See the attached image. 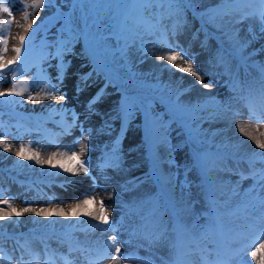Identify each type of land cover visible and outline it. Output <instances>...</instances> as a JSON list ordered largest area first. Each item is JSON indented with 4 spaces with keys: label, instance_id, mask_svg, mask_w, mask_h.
<instances>
[{
    "label": "snow or ice",
    "instance_id": "obj_1",
    "mask_svg": "<svg viewBox=\"0 0 264 264\" xmlns=\"http://www.w3.org/2000/svg\"><path fill=\"white\" fill-rule=\"evenodd\" d=\"M14 2L21 3L22 0H0V13L8 17L0 23V29L13 24L16 15ZM247 2L249 0H220L218 4L209 5L200 11L202 0H59V4L56 0H31L30 3H23L22 9L16 10L21 11L22 19L28 22L33 15L28 9L44 10L46 7H56L49 23L60 21L61 24L51 41L45 34L39 44L36 43L38 30L33 31L31 22L26 27L19 25L24 28L25 33L31 32V35L18 36L20 47L12 49L16 53L14 59L5 60L0 57V79L10 77L11 85L7 91H0V98L21 97L27 101L37 100L38 97L26 87L17 86L18 74L37 67V87L56 101H66V93L61 94L60 87L64 83L65 65L70 64V61H64L63 57L72 53L75 45L82 42L83 48L79 56L87 60V64H82L81 67L91 65V71L77 76V95L93 90L98 79L103 78L104 81L101 87L91 92L84 119L100 115L104 118L103 127L109 130L119 120L121 132L125 131V125L139 119L143 131L140 147L146 150L150 168L145 174L126 181L121 186V193L140 190V194L132 201H122L119 205L122 219L118 222L111 221L109 206L105 205L103 199L99 200L98 208H90L97 204L95 190L98 185L96 177L91 174L90 161L81 159V155L89 151L86 140L92 129L84 128L79 114L72 112L69 115L67 109L46 106L49 116L37 117L35 129L26 130L40 131V119H50L64 113L63 132L70 134L71 129L78 128L82 134L79 152L71 150V154L65 152L62 159L58 160L53 155L42 160L39 151H32L21 143L15 156L23 161L50 165L53 169H60L62 173L77 174L82 169L84 175L89 176L93 182L92 191L81 197L79 202L69 204L68 211L60 206L63 202L55 207L25 206L17 209L10 199H0V205H3L0 206V222L9 221L13 228L19 227L21 223L13 218L22 217L26 213H34L36 217L48 220L47 224L36 221V226L27 235L9 233V225L0 223V241H13L8 250L0 245V264H40L39 254L32 250L30 241L37 238L35 233L41 229L47 230L44 236L39 237L44 244L43 254L48 258L45 264H54L57 256L47 245V239L54 235L60 238L62 244L68 246V255L59 256L64 264H73L69 259L72 253L83 255L88 264H152L151 260L139 257L135 252L121 255V245L134 239L147 241L149 248L167 249V258L160 257L161 264H192L182 258L185 249L189 252L208 251V245L215 244L213 236L229 232L233 233L231 243L238 247L230 255L215 261L202 257L204 264H245V254L250 255L256 264H264V211L259 216L252 217L251 222L246 223L245 230L234 231L229 227L233 218L247 220L246 210L254 202L264 209V140L258 139L247 130L249 124H239V133L254 141L261 150L259 153L252 151L247 154L241 151V144L228 137L222 129L211 127L218 122L228 126L240 114L235 107L237 104L247 109L249 121L258 125L264 124V63L253 59L255 55L264 52V48L247 52L257 34L264 38V0H256L259 7L242 12L236 18L240 9L234 5ZM65 6L68 11H61ZM188 11L201 20V28L193 33V39H199V33L204 32V39L200 41L201 48L208 50L207 42L210 38L217 41V49L211 54L210 65L214 69H222L218 75L226 74L229 77L228 83L233 93L223 102L211 96L193 99L186 89L174 88L170 84H149L131 71L130 49L136 46L137 51L146 54L145 37H155L154 41L148 42L160 45L170 37H177L187 26L185 14ZM246 20L255 21L258 27L254 30L250 25V39L242 40L237 25ZM167 21L170 23H166ZM208 26L215 31L209 32ZM0 44H3V52L7 53L8 40L0 36ZM167 46L180 50L159 56V60L167 61V65L175 71L194 77L193 83L204 89L213 88L212 82L204 83L203 76L194 66L193 57L178 42ZM37 49L38 62L33 64L31 57ZM49 49L54 51L50 52ZM51 59L59 61L56 65V83H52L51 78L45 79L46 71L39 68L40 62ZM16 65L18 66L11 67ZM250 71L259 74L262 84L259 103L253 97L247 79ZM28 83L27 80L20 81L23 85ZM109 87L119 94V99L108 112H98L97 105L103 102ZM5 103L22 106L23 99L0 100V105ZM24 119L31 120L32 117ZM205 123L209 125L208 128L203 127ZM173 133L178 138L175 145L171 143ZM261 135L264 136V133ZM0 145L4 152L13 151L12 145L4 139H0ZM185 148L188 149V163L181 169L174 159V153ZM122 163L121 149L114 143L111 152L106 154L98 168L101 171L107 168L122 170ZM242 164H247L246 172L241 167ZM192 172L198 174L197 189L205 209L201 213L193 211L191 182L188 180ZM226 173L236 174L240 179L233 183L224 178ZM249 178L254 181L253 184L247 190L241 191L240 182ZM52 203L51 199L47 201L48 205ZM80 215L90 217L98 223L81 222ZM53 217L57 219H52ZM72 217L76 218V223L63 222ZM101 225L105 227L101 228ZM89 229H98L101 233L111 235L105 240L92 242L80 241L74 235ZM122 234H127L128 239H120ZM94 250L97 254L92 256ZM215 251L213 248L212 252ZM26 256L30 259L26 260Z\"/></svg>",
    "mask_w": 264,
    "mask_h": 264
},
{
    "label": "rangeland",
    "instance_id": "obj_2",
    "mask_svg": "<svg viewBox=\"0 0 264 264\" xmlns=\"http://www.w3.org/2000/svg\"><path fill=\"white\" fill-rule=\"evenodd\" d=\"M213 1H219L220 2V0H202V7L199 10L203 11L207 6H209V5H213L214 6V5L219 3L218 2L216 4H209L210 2H213ZM30 2H31V0H22L21 3H15L14 2L13 7H14V11L16 12V15L14 17L13 24L10 27H6V28H3V29H0V36H3V38H6L8 40V49H9V51L7 53H4V52L0 53V57H3L5 60L14 59L15 56H16V53L12 49L15 48V47H20L18 36L23 34V33L21 34V32L23 30L22 29L23 27H20L19 25L15 26V23L17 21L21 22V23L22 22H26V21H24L22 19V12L21 11H16V10L22 9V4L23 3H30ZM56 3L59 4V0H56ZM258 6L259 5L256 2V0H249V2H247V3H241L239 5H234V7H237V8L240 9V12L236 13V18H238L239 15L242 12L251 11L252 8L258 7ZM28 11L33 13V15L30 16V21H28V22L32 23L33 31H37L38 30V35L36 36V43L39 44L40 40L45 36V34L47 35L48 39L51 41L53 39V37L55 36V34H56L57 28H59L60 24H61L60 21H55L52 24L49 23L50 19L52 18V16L56 12V7H51V8L46 7L44 10L28 9ZM61 11L67 12L68 8L66 6L62 7ZM189 14L190 13H188V12H186V14H185L186 21H187V26L183 30V32L180 35H178L177 37H170L169 40L164 42L163 45L159 44V46L161 48H163V49L166 48V50L169 51L165 55L170 54V52L173 51V50H176V51L180 50L179 48L170 49L169 47L166 46L168 44H171L173 42H178V44L180 45L181 48H185L187 42L190 43V39H191V41H195L190 36L192 35V32L194 33V28L195 27H201V22H198L200 20L199 17H194L193 14L192 15H189ZM196 18H199V19L196 20ZM6 19H8V17ZM189 20H191L192 23H190ZM28 22H26V24ZM166 23H170V21H167ZM250 25L255 30L256 22L253 21V20H246V21L240 23L239 25H237V27L240 29L239 37L242 40L250 39V37L248 36V28H249ZM207 29H209L210 32H214L215 31V29H213L211 26H208ZM23 35L30 36L31 32L25 33ZM203 35H204V32H200L199 33V39H197L192 44L193 47H186V48H187V51H188L190 56L195 58V55H196V58H195L194 61H196V62L198 61L199 62L200 73L203 76L204 83H209V82H212V80H213V79L210 80L211 78L209 76H207L209 73H211V70H210V67H211V65H210V56L207 57L208 59L206 61H204L205 64H206V68H203L201 66V64H200V61H201L200 56H201V54L209 55L207 52H204V49H202L201 46H200L201 36H203ZM155 39H156L155 37H145L146 43L144 45V48L146 49V54L143 53V52L137 51V47L136 46H133L130 49V52H129V64L131 66V71L136 73L138 75V78L140 80L146 82V83L158 84V85L159 84H162V85H169L170 84L174 88H180L177 84L174 85L173 83H170L169 80L162 79L160 76L158 77L156 69H150V68H153V67H149L148 66V62H149L151 54H152L151 53V49L152 50H156V48H154V47H155V45H158V44H154V43H151V42H148V41H154ZM260 39L261 38H257V41L260 40ZM26 44H27V41H26ZM153 44H154V46H153ZM78 45L80 47V50L82 51V48H83L82 42L77 43L75 46L78 47ZM254 45L255 44L251 43L250 47L247 50L248 51L252 50ZM1 46L3 48V44H1ZM74 49H76V48H74ZM36 51H34V53H37ZM73 53L74 52L69 54L70 55V60L71 59H75L76 61H79L80 57L78 58L76 56H72ZM21 55L23 57L24 53L22 52ZM67 60L68 59H65V61H67ZM19 63L20 62H18V65H19ZM81 63H83V62H81ZM18 65L11 66V67H17ZM39 65H44V63L40 62ZM23 74H24V72H22V73L17 75V85H19V80L21 79ZM9 80H10V77L8 79H0V81L5 83L7 86H11L10 83H9ZM103 83H104L103 78H100V82H99L98 85L99 86L101 84L103 85ZM217 90L219 92V95L222 96V94H223L222 91L219 90V89H217ZM73 93L76 96H71L70 97L72 99V101H68L66 99L67 102L68 103L73 102L74 105H77L76 108L80 112V115H82V114L85 115V110H86V105H87L88 99L86 97H81L79 95L77 96L76 89H74ZM118 99H119V94L116 93L115 90L112 87H109L107 89V93L105 94V98H104L103 102L97 105L98 112H101V113L108 112L112 107L115 106L116 101ZM0 100L12 101V99L10 97H3V98H0ZM73 104H70L69 107H71V105H73ZM78 104H80V106ZM29 116L32 117L31 120L24 119V118L29 117ZM37 117H45L46 118L48 116H44L41 113H37L36 114V113H31L29 111H23L20 108H18L16 105H10L8 103L0 105V120L4 119V120H8V121H13L14 124H15V127H17L19 125L18 127L20 128V130L24 131L23 135H24V137L26 139H29V140L35 139L36 140L35 143L39 144L37 146V149L33 146V150L34 149L38 150L42 146L43 148L45 147L46 150L48 151V153L50 154L55 149H57L59 147L58 144L57 145H53V144H51V142H53V140H54L52 135H56L58 128H62V127H59V126L62 125L63 116H62V118L56 116L57 123L56 122L53 123L51 118L50 119H44V118L40 119L39 120L40 131H35V130L29 131V130H26V129H35V127L37 125V119H36ZM118 121L119 120H117V123H118ZM134 121H136V120H134ZM85 122L86 123L84 125L89 127V128H92V130L97 128V127L103 129V136H101L98 139V145H102L105 139H107V138L109 139L111 134L110 135L107 134L109 132V129H106V128L103 127L104 118H102L100 115H93L88 120H85ZM203 127L208 128L209 125L207 123H205L203 125ZM68 136H69L68 140L70 141V136L71 135H68ZM91 137H93L92 134H90L88 136V138H91ZM139 138H140V140H139L140 142L136 146H140L142 144L143 131H141V133L139 135ZM262 138L264 139V136H262ZM74 140L77 141L78 138H74ZM122 145L124 147H126V149L124 150L125 151V156H124V159H123L122 170H114V169L112 170L111 168L104 169L106 172H111L112 171L111 178L109 179L110 180L109 184H111V186H112L111 190L113 188L114 178H118V180L114 182L116 187H118L120 185V183H121V185H123L125 183V177H127V175H129V173H131L133 170L136 169V167H133L134 165L141 166V164H143V162H146V163L149 164V162H148V160L146 158V152L143 153V155H144L143 156V161H141L140 163H139L138 160H133L132 159L133 155L130 152L132 150L133 146H134L132 142H130L129 140L125 139ZM241 151L243 153H251L252 152V151H248L247 152L244 149H241ZM253 151L259 153L261 150L259 148H256ZM139 155L141 157V154H139ZM99 171H101V170L99 169ZM0 173H2L4 175H7L9 177H12L13 179H15V180H17L19 182L20 181H25V184H22V185H28V186H33L34 184L40 182V180H46V179H50V177H52V175L48 174L44 170V167H42L40 165H34V164L28 165L25 162L23 163L22 161H19V159H16L14 162L8 163V165H6V168H0ZM48 176H50V177H48ZM17 178H20V179H17ZM130 178L131 177H129V179ZM83 180H84L83 182L77 184V185H79L80 189L77 188L78 186L74 187V185L67 187L65 190L61 189V187L53 188L50 185H49V187H46V186L42 185V187H46L47 189H51L49 191H50V193L52 195L55 194L56 196L57 195L58 196L59 195L62 196V199H59L60 201L58 200L57 203L53 202L51 205H53V204L57 205L60 202H63L62 204L75 203V202H79L80 198L83 197L87 193V189H89L90 186H91V182H89V179L87 180V178H86V179H83ZM41 183H45V182H41ZM6 184H7L6 182L2 183V180H0V186L1 187L6 185ZM12 185H14V184H12ZM18 186H20V185H18ZM18 186L15 185V188L13 187V188L10 189V191H12L14 193V195H13L14 198H11L8 195L10 193L5 191L4 193H1L3 195L0 196V199H10V201L13 204V206L15 207V205H17V203L20 202V200L25 196L24 194L17 196V192L23 193L25 191V189L21 190L20 188H18ZM16 190H18V191L16 192ZM51 194H49V195H51ZM139 194H140V190H133V191H128V193H124V195H123V193H121V189L117 193V195L120 196V197L124 196V197H129V198H131V197L135 198ZM67 195H69L68 199H66ZM34 197H36V195H34ZM42 200H45V201H43V203H41L42 201L38 200L39 203H37V204L38 205H44L45 207L51 206V205L47 204L45 196H44V198ZM192 200L194 202L193 197H192ZM94 223H96V221ZM32 225L34 227L36 226L34 223ZM26 226L27 225L24 224L22 226L21 230H16L17 228H13V227H10L8 229H9V232H11V233H13V232H15V233L21 232V233H24V234L27 235V234H29L30 230L33 229L34 227H26ZM46 231L47 230L41 229L40 231L35 233V237H37V238H33L30 241L32 250H35L37 252L40 251L41 239L39 237L44 236ZM52 237H54V236H50L47 239V240H53L52 242L47 241V245H48V247L52 246V248H51L52 250H54L56 252H59L60 245L57 242H54L55 239H53ZM54 238H59V237L56 236ZM96 238H97V236L93 235L92 233H89L88 231L83 232L81 234V239L82 240L90 241V240H94ZM2 242L4 244H6L5 245L6 246L5 249L10 248V246L13 244V241L9 240V239L8 240H2ZM61 253H62V251H61ZM58 264H60V263H58Z\"/></svg>",
    "mask_w": 264,
    "mask_h": 264
},
{
    "label": "bare ground",
    "instance_id": "obj_3",
    "mask_svg": "<svg viewBox=\"0 0 264 264\" xmlns=\"http://www.w3.org/2000/svg\"><path fill=\"white\" fill-rule=\"evenodd\" d=\"M218 2L219 1H213V2H210L209 4H216ZM6 18H7L6 14L0 13V23H2V21L4 19H6ZM21 24L24 25L25 27L27 26L26 22H22L21 23V22H18V21L15 23V26L16 25L18 26V25H21ZM257 27H258V25L256 24L255 29ZM22 29L23 30H22L21 34L22 33L25 34L24 28H22ZM257 38H261L259 36V34H257L256 39L252 42V44H255L253 46L252 50L253 49L264 48V38H261L258 41H257ZM194 42L195 41H191V40H190V43L187 42V44H186L185 48H183V50H186V47H193L192 44ZM211 45L213 47L212 43H211ZM153 46H154V44H153ZM216 46L217 45L215 44L214 48ZM74 48H76V49H73L74 53L72 54V56H76V57L79 58L80 57L79 56V53H80L79 45H78V47L75 46ZM154 48H156V50H152L151 49V53L152 54H151L150 60L148 62V66L149 67H153V68H150V69H156L158 77L160 76L162 79L169 80L170 83H173L174 85L177 84L180 88L188 90L190 92L191 98H193V99H204L206 97L211 96V97H215L217 100L223 102V101L227 100L231 95H233V93L231 92L230 85H226V86L225 85H223V86L213 85V88L209 90V89H204L202 86L193 83L194 80H195L194 77H192V76H190L188 74H184V73L175 71L170 65H167V61H161V60L158 59L159 56L165 55L167 52H169L168 50H166V48H164V49L161 48L159 46V44L155 45ZM252 50H250V51L247 50V52H251ZM49 51L50 52L54 51V49H49ZM2 52H3V48H2V46L0 44V53H2ZM36 52L37 53L33 52V55L31 57V62L33 64H36L38 62V50ZM208 54L209 55L201 54V56H200V59H201L200 64H201V66L203 68H206V64H205L204 61H206L208 59L207 57L210 56V58H211V54L212 53L210 52ZM63 58H67L68 59L67 61H70V64H66L65 65L66 74L64 76V83L60 87V93L63 94L62 92H67V96L69 97V98L67 97V100L68 101H72V99L70 97L71 96H76L73 93V91L75 89L77 76L79 74L86 73L87 71H89V66L81 67V65H82L81 62L85 61V59H82L81 57H80L79 61H76L75 59H71L70 60V55L69 54H66ZM253 59L258 61V62H260V63H264V52L260 53L259 55H255L253 57ZM51 60L43 62L44 65H39V68L44 69L46 71L47 75L44 77L45 79L51 78L52 83H56L55 77L57 76V72H58V69H57L56 65L59 63V61L56 60V59H51ZM49 64H51L52 66L49 67L48 66ZM37 76H38V68L37 67H31V69L29 71L24 72L23 76L19 80V85H17V86L21 87V88L26 87L33 95H36L38 97V99L35 100V101H27L26 98L10 97L12 99V101H19V100L23 99V105L21 106V105L17 104L16 106L18 108H20L21 110H23V111H29L31 113H36V114L37 113H41L44 116H49V113H48V111L46 109V106H55V108H57V109L64 108V109L69 110L68 107L73 102L68 103L67 100L66 101H56L51 96L45 95V93L43 91H41V88L37 87V84L35 82ZM23 80H27V81H29V83L26 84V85L20 84V81H23ZM99 82H100V79L97 80L96 85H94V89L99 86L98 85ZM9 87L10 86H7L5 83L0 81V91H7L9 89ZM216 88L222 91V93H223L222 96L219 95V92H218V90ZM93 90H89V92L82 93L79 96L87 97L88 95L91 94V92ZM26 95H27V93H26ZM235 107L237 109H239V111L241 113L242 109H240V105L237 104V105H235ZM69 113H70V110H69ZM61 114H64V113H61ZM241 117L242 118H240L239 116H236L233 120H231V122H230V124L228 126H225V124L223 122H218V123L212 124L211 127L213 129H222L226 133V135L228 137L232 138V140H234L235 142H238V143L241 144V149H244L247 152L248 151H253L254 149H256L258 147L255 145L254 141L250 140L248 137H245V136H243L242 134L239 133L238 125L242 124V123L243 124H249L250 127L247 130L252 135H255L258 139H261V140H264L262 138V135H261V133H264V130H262L260 128V125H256L255 126V125L247 122L246 119L243 116H241ZM137 127H138L137 124H134V125H132L130 127V129H128L127 140L132 142L133 145H134L132 150L130 151L132 153V155H133L132 159L133 160H138L139 163H140L141 161H143V156H144L143 153L146 152V150L143 147L136 146L140 142L139 141L140 138H139V133H138ZM86 129H88V128H86ZM91 134L94 137V139L98 140L101 136H103V129L97 127V128H95V129H93L91 131ZM55 137H56V139H58L59 135H56ZM60 138H61V136H60ZM68 138L69 137L64 138L62 143H61V145L57 149H55L52 153H50V154L48 153L46 148L45 147L43 148L42 146L38 150H35V149L33 150V146L37 149V146L39 145L38 143H35L36 142L35 139H31L32 141L29 140V139H26L24 137V135H23V132L15 127V124H14L13 121H8V120H4V119L0 120V139H4L6 141V143L11 144L12 147H13V151L12 152H4L3 151V146L0 145V166L6 167V165H8V163L14 162L16 159H19L18 157L15 156V151H17L19 149V146H20L21 143H23L27 148H30V150H32V151H39L40 154H41V159L42 160H46L49 156H53V155H55L58 160L62 159L63 158V154L65 152H67L68 154H71V150H75V151L79 152L80 142L75 143L73 136L70 137V141L68 140ZM29 141H31L32 143L29 144ZM86 143L88 145V148L90 149L89 141L86 140ZM100 151H102V149H100ZM139 154H141V157H140ZM247 154H250V153H247ZM84 155L88 156L89 155V151L84 153L81 156H84ZM176 155L177 156L175 157V159H178L179 161L187 158V154L182 152V151L178 152ZM86 158H87L86 160L90 161V159L92 157L89 155ZM19 161H22L23 163L25 162L28 165H31V164L39 165V164H36L34 161L29 162V161H23L21 159H19ZM90 164H91V161H90ZM148 165L149 164H147L146 162H143V164H141L140 168H142L143 166H145V168L141 169V172H144L143 170H146L147 168H150V166H148ZM40 166L44 167V170L48 174L52 175V177L48 176V177H50L51 180L50 179H46V180H50L49 183H48L50 185H53V184H51L52 182H57V184L60 185V186L64 185V186L68 187V186H72L73 184H75V180H78L79 178H83V177L86 178V175H84L82 169L79 170V172L77 174H69V173H62L61 170L58 169V168L53 169L50 165H47V164L40 165ZM166 170H167V168H166ZM136 173H138V168L133 170L130 173V175H134ZM144 173H146V172H144ZM181 179H183V178L181 177ZM0 180H2V183L6 182L4 179L1 178V173H0ZM7 181H8V179H7ZM194 184H196V183H194ZM91 185H92V183H91ZM243 185H245V183H243ZM77 186L78 185H76L75 187H77ZM13 187H15V186H13ZM33 187H36L38 190L41 189L39 191V193L47 192V194H51L49 190L45 189L46 187H44V188L40 187V189L37 186H33ZM77 188L80 189L79 186ZM10 189H11L10 185H4L2 187L0 186V196L3 195L1 193H4L5 191H7L8 193L13 194V192L10 191ZM24 189H25V193H23V194L25 196L20 200V202L17 203V205H15V207L17 209L23 208L25 206H32V207H36V208L45 207L44 205H38L37 204V203H39L38 200L42 201L41 203H43V201H45V200L33 197V195L30 194L31 191H35L34 189L27 188V185L24 186ZM119 190H120V187H116L115 184H113L112 190L110 189V190H106L105 191L101 187L97 188V190H95L97 204L93 205V206H90V208H92V209L98 208L99 200H101V199H103L105 205H107V206H109L110 203L113 202L114 200H120L121 198L118 197V195H117ZM17 191L18 190H16V192ZM11 194H8V195H11ZM52 196H54L52 198V201L54 203H57V201L59 199H62V196H60V195L59 196L52 195ZM51 197H49V198H51ZM68 198H69V195L66 197V199H68ZM125 198L126 197H123L122 200H124ZM46 199H48V198L46 197ZM69 204H72V203H65V204H62L60 206L64 207L65 211H68V205ZM0 206H3V205H0ZM51 206L55 207L56 204H53ZM201 206H202L201 201H198L197 204L194 205V210H199ZM108 214H109V218H111V215L113 216V219H114L113 222H117V221H120L122 219V212L120 210L115 212L114 210L111 209V211L109 210ZM118 215H120V219H119ZM13 219H18L21 222L19 227H17L16 230H21L22 226L24 224L27 225L26 227H34L32 224L33 223L35 224L36 221H43V223H45V224L48 223V220L46 218L36 217L34 215V213H26L22 217L13 218ZM52 219H57V218L53 217ZM79 220L81 222H85L86 224L88 222H90V223L95 222L94 220H91L90 217H86V216H83V215H80ZM63 222L65 224L76 223L77 220H76L75 217H72L71 219L63 220ZM0 223L9 225L8 228L12 227L10 225L9 221H3V222H0ZM7 231H9V229H7ZM82 233L83 232H76V233H74V235H75L76 238L78 237V239L81 241L82 240L81 239V234ZM101 234L104 235L105 233H101L100 231H98L97 233H94L93 235H95L97 237H100ZM100 240L102 241L104 239H100ZM92 241H94V240H90L89 242H92ZM126 252H130V251H126L125 250L123 252V255ZM94 254L95 255L97 254L96 250H94ZM25 259L28 260V259H30V257L27 258V256H26Z\"/></svg>",
    "mask_w": 264,
    "mask_h": 264
}]
</instances>
